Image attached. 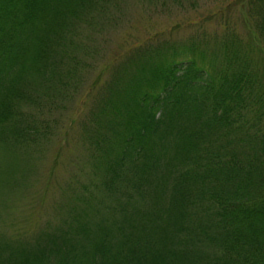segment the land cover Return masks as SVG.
I'll use <instances>...</instances> for the list:
<instances>
[{
	"label": "trees",
	"instance_id": "trees-1",
	"mask_svg": "<svg viewBox=\"0 0 264 264\" xmlns=\"http://www.w3.org/2000/svg\"><path fill=\"white\" fill-rule=\"evenodd\" d=\"M110 1L0 0V146L17 165L0 202L41 136L37 106L78 80L81 23ZM228 5L245 35L221 7L216 27L189 18L185 38L103 65L83 122L97 192L33 243L0 237V264H264V0Z\"/></svg>",
	"mask_w": 264,
	"mask_h": 264
},
{
	"label": "rangeland",
	"instance_id": "rangeland-1",
	"mask_svg": "<svg viewBox=\"0 0 264 264\" xmlns=\"http://www.w3.org/2000/svg\"><path fill=\"white\" fill-rule=\"evenodd\" d=\"M180 1L111 0L104 13L94 15L92 26L81 23L73 61L80 68L73 77L78 80L67 84L68 96L54 90L41 107L37 106V121L43 129L38 142L23 152L29 155L28 163L19 167L25 168L24 175L17 169L15 184H2L7 188V202H0V237L33 243L41 231H52L58 224L66 226L62 221H67L73 207L78 208L73 195L97 192L90 150L83 141V122L90 97L101 93L110 76L102 72L103 65L115 60L120 46L149 37L153 43L168 36L181 40L197 26L186 24L189 18L204 22L208 28L216 27L221 7L222 18L228 16L245 35L244 22L236 17L237 8L226 6L229 0ZM2 149L0 146L4 182L3 173L17 165Z\"/></svg>",
	"mask_w": 264,
	"mask_h": 264
}]
</instances>
